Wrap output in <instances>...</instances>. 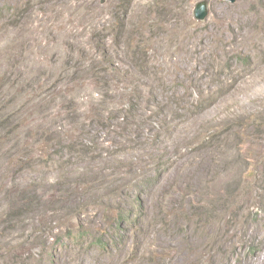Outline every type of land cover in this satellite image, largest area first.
Wrapping results in <instances>:
<instances>
[{
	"label": "rangeland",
	"instance_id": "1",
	"mask_svg": "<svg viewBox=\"0 0 264 264\" xmlns=\"http://www.w3.org/2000/svg\"><path fill=\"white\" fill-rule=\"evenodd\" d=\"M196 1L0 0V264H264V0Z\"/></svg>",
	"mask_w": 264,
	"mask_h": 264
},
{
	"label": "trees",
	"instance_id": "2",
	"mask_svg": "<svg viewBox=\"0 0 264 264\" xmlns=\"http://www.w3.org/2000/svg\"><path fill=\"white\" fill-rule=\"evenodd\" d=\"M118 101V105L121 106L125 103L129 104V108L130 109H126L125 113L123 114V119L125 120V124L123 129L125 131L131 130L134 134V136H139L140 133V129H139V124L140 123H144L146 121H151V118H153L155 120V117H157L158 113H162L160 111H152L151 115H147V116H143L139 113L140 107L137 103H139L138 101H136V103H134L135 101V96L131 95V94H121L117 99ZM121 110L123 109H118L116 112L119 113ZM114 112V111H113ZM115 114V113H113ZM163 114V113H162ZM8 123V118H0V127H5L6 124ZM97 126H99V122L97 121ZM160 125L158 124L157 127H159ZM97 131V129H93V132L95 133ZM155 134L151 135L153 138V141L155 140ZM122 216V215H121ZM124 217V214L123 216ZM222 240V238H221ZM219 241V240H218ZM102 243V242H100ZM103 244V243H102Z\"/></svg>",
	"mask_w": 264,
	"mask_h": 264
},
{
	"label": "water",
	"instance_id": "3",
	"mask_svg": "<svg viewBox=\"0 0 264 264\" xmlns=\"http://www.w3.org/2000/svg\"><path fill=\"white\" fill-rule=\"evenodd\" d=\"M234 1V0H229ZM210 0H198L194 4L193 17L199 22L204 21L209 14Z\"/></svg>",
	"mask_w": 264,
	"mask_h": 264
}]
</instances>
